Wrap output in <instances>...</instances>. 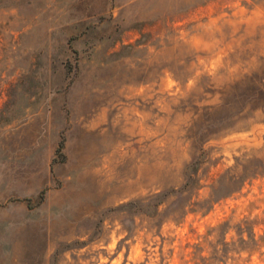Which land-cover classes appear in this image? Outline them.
<instances>
[{"label":"rangeland","instance_id":"rangeland-1","mask_svg":"<svg viewBox=\"0 0 264 264\" xmlns=\"http://www.w3.org/2000/svg\"><path fill=\"white\" fill-rule=\"evenodd\" d=\"M0 264H264V0H0Z\"/></svg>","mask_w":264,"mask_h":264},{"label":"trees","instance_id":"trees-1","mask_svg":"<svg viewBox=\"0 0 264 264\" xmlns=\"http://www.w3.org/2000/svg\"><path fill=\"white\" fill-rule=\"evenodd\" d=\"M254 235H255V232L252 230L253 239L256 240Z\"/></svg>","mask_w":264,"mask_h":264}]
</instances>
